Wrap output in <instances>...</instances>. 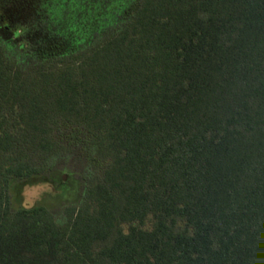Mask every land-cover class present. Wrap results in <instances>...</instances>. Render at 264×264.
<instances>
[{
  "label": "trees",
  "instance_id": "obj_1",
  "mask_svg": "<svg viewBox=\"0 0 264 264\" xmlns=\"http://www.w3.org/2000/svg\"><path fill=\"white\" fill-rule=\"evenodd\" d=\"M0 264H264V0H0Z\"/></svg>",
  "mask_w": 264,
  "mask_h": 264
},
{
  "label": "rangeland",
  "instance_id": "obj_2",
  "mask_svg": "<svg viewBox=\"0 0 264 264\" xmlns=\"http://www.w3.org/2000/svg\"><path fill=\"white\" fill-rule=\"evenodd\" d=\"M61 200L62 197L59 198V196H56L49 185L40 184L25 188L21 199V205L31 207L36 204H45L50 207H57L55 206L57 205L56 202Z\"/></svg>",
  "mask_w": 264,
  "mask_h": 264
}]
</instances>
